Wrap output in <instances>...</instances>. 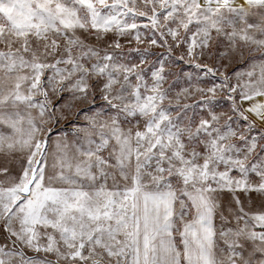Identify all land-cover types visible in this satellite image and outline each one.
I'll return each instance as SVG.
<instances>
[{"label":"snow or ice","instance_id":"obj_1","mask_svg":"<svg viewBox=\"0 0 264 264\" xmlns=\"http://www.w3.org/2000/svg\"><path fill=\"white\" fill-rule=\"evenodd\" d=\"M0 264H264V0H0Z\"/></svg>","mask_w":264,"mask_h":264}]
</instances>
